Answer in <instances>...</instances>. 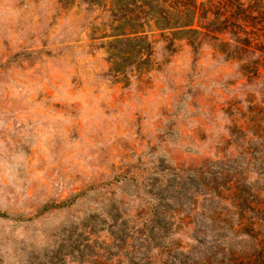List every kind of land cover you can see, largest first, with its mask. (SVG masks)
<instances>
[{
    "label": "rangeland",
    "instance_id": "obj_1",
    "mask_svg": "<svg viewBox=\"0 0 264 264\" xmlns=\"http://www.w3.org/2000/svg\"><path fill=\"white\" fill-rule=\"evenodd\" d=\"M159 34L0 0V264H264L232 229L234 193L264 206L263 68Z\"/></svg>",
    "mask_w": 264,
    "mask_h": 264
},
{
    "label": "trees",
    "instance_id": "obj_2",
    "mask_svg": "<svg viewBox=\"0 0 264 264\" xmlns=\"http://www.w3.org/2000/svg\"><path fill=\"white\" fill-rule=\"evenodd\" d=\"M139 1L136 4L131 0H83V3L87 7H104L113 21L127 20L141 26L144 21L151 22L153 28L159 31L165 48L171 51L176 41L186 39L190 45H197L207 39L213 40L215 34L221 33L224 38L218 51L223 58L240 57L252 76L261 75L257 72L260 67L264 75V0ZM245 77L250 79L248 75ZM256 194L252 189L234 193L232 209L236 210V214L235 217L233 215L232 229H236L235 234L250 236L251 231L259 230L261 226L264 231V206L254 211L257 221L253 217H244V210L252 211L256 207V202L253 207L249 206L256 200ZM0 216L4 214L0 213ZM258 245L261 247V258H264V239ZM238 264L244 263L239 261Z\"/></svg>",
    "mask_w": 264,
    "mask_h": 264
}]
</instances>
